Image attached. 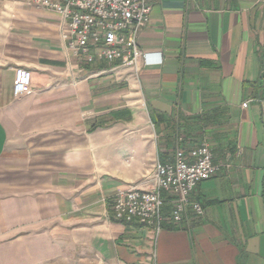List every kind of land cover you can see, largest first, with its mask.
<instances>
[{"label":"crops","instance_id":"obj_1","mask_svg":"<svg viewBox=\"0 0 264 264\" xmlns=\"http://www.w3.org/2000/svg\"><path fill=\"white\" fill-rule=\"evenodd\" d=\"M11 1L0 23V238L44 264H264V0H149L139 47L151 65L138 74L76 60L56 13ZM18 68L32 73L21 98ZM205 142L220 170L191 196L202 216L189 207L174 224L164 194L159 234L115 218L118 192L151 191L158 161Z\"/></svg>","mask_w":264,"mask_h":264},{"label":"built area","instance_id":"obj_2","mask_svg":"<svg viewBox=\"0 0 264 264\" xmlns=\"http://www.w3.org/2000/svg\"><path fill=\"white\" fill-rule=\"evenodd\" d=\"M38 9L56 13L64 23L62 38L76 60L83 64L105 62L117 68L140 73L150 66L149 55L139 47L140 34L150 23L152 7L149 0H30ZM32 73L18 68L13 94L15 98L29 96ZM247 104H244L246 108ZM187 151L177 148L171 162H157L151 191L132 188L121 191L114 201V216L121 222H137L152 227L159 234L165 221L164 194L172 195L169 220L183 222L189 207L197 216L204 210L198 203H190L193 192L202 182L216 176L220 166L214 164V154L207 142Z\"/></svg>","mask_w":264,"mask_h":264},{"label":"rangeland","instance_id":"obj_3","mask_svg":"<svg viewBox=\"0 0 264 264\" xmlns=\"http://www.w3.org/2000/svg\"><path fill=\"white\" fill-rule=\"evenodd\" d=\"M29 3H30V0H29ZM13 5H14V2L11 0H0V23H1V20L4 19L2 17V12L6 11L9 8L10 9L13 8ZM262 99H264V96L262 97ZM158 162H162V161H158ZM113 213H114V207H113ZM124 223L130 224L132 222H124ZM23 251H24V248H23L21 241L17 239L6 240L5 237L0 238V264H44V262L39 257H33L31 260L29 259V257H25L23 255ZM46 264H55V263H54V260H52V262L46 263Z\"/></svg>","mask_w":264,"mask_h":264},{"label":"trees","instance_id":"obj_4","mask_svg":"<svg viewBox=\"0 0 264 264\" xmlns=\"http://www.w3.org/2000/svg\"><path fill=\"white\" fill-rule=\"evenodd\" d=\"M213 123H214V122H209V123H207V121L205 122L206 126H207L208 124H213ZM200 131L203 132V133H205V129H204V127L200 128ZM163 163H166V162L163 161Z\"/></svg>","mask_w":264,"mask_h":264}]
</instances>
